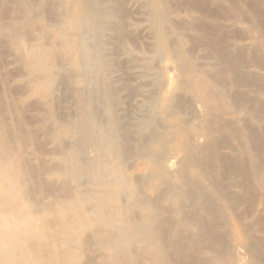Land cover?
I'll return each instance as SVG.
<instances>
[{
    "label": "bare ground",
    "instance_id": "6f19581e",
    "mask_svg": "<svg viewBox=\"0 0 264 264\" xmlns=\"http://www.w3.org/2000/svg\"><path fill=\"white\" fill-rule=\"evenodd\" d=\"M0 264H264V0H0Z\"/></svg>",
    "mask_w": 264,
    "mask_h": 264
},
{
    "label": "rangeland",
    "instance_id": "374dc122",
    "mask_svg": "<svg viewBox=\"0 0 264 264\" xmlns=\"http://www.w3.org/2000/svg\"><path fill=\"white\" fill-rule=\"evenodd\" d=\"M237 242V240L236 241H234V243H236Z\"/></svg>",
    "mask_w": 264,
    "mask_h": 264
}]
</instances>
